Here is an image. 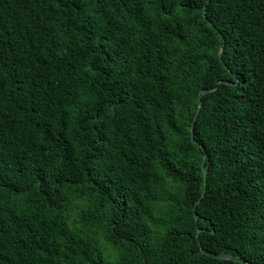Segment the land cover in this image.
Returning a JSON list of instances; mask_svg holds the SVG:
<instances>
[{"label": "trees", "instance_id": "1", "mask_svg": "<svg viewBox=\"0 0 264 264\" xmlns=\"http://www.w3.org/2000/svg\"><path fill=\"white\" fill-rule=\"evenodd\" d=\"M0 264H264V0H0Z\"/></svg>", "mask_w": 264, "mask_h": 264}, {"label": "water", "instance_id": "2", "mask_svg": "<svg viewBox=\"0 0 264 264\" xmlns=\"http://www.w3.org/2000/svg\"><path fill=\"white\" fill-rule=\"evenodd\" d=\"M203 251H205V252H207V253H209V254H212V255L219 256V257H227V256H225V255L222 254V253H214V252L206 251V250H203ZM235 259H237V260H244L243 258H240V257H237V258H235Z\"/></svg>", "mask_w": 264, "mask_h": 264}]
</instances>
